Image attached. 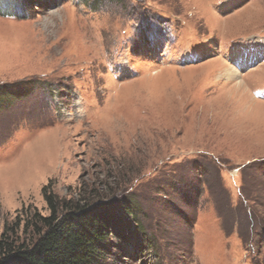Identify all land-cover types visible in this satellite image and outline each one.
I'll list each match as a JSON object with an SVG mask.
<instances>
[{"label": "rangeland", "instance_id": "obj_1", "mask_svg": "<svg viewBox=\"0 0 264 264\" xmlns=\"http://www.w3.org/2000/svg\"><path fill=\"white\" fill-rule=\"evenodd\" d=\"M12 1L0 87L60 94L0 115V233L49 186L136 201L101 264H264V0Z\"/></svg>", "mask_w": 264, "mask_h": 264}, {"label": "trees", "instance_id": "obj_2", "mask_svg": "<svg viewBox=\"0 0 264 264\" xmlns=\"http://www.w3.org/2000/svg\"><path fill=\"white\" fill-rule=\"evenodd\" d=\"M12 2L7 0V5ZM39 89L48 91V106L60 94L36 82L0 87V115L29 101ZM48 190L49 186L44 188L49 216L25 210L5 225L0 233V264H101L112 237L126 243L139 234V206L134 200L74 202ZM148 244L155 250L152 239Z\"/></svg>", "mask_w": 264, "mask_h": 264}, {"label": "bare ground", "instance_id": "obj_3", "mask_svg": "<svg viewBox=\"0 0 264 264\" xmlns=\"http://www.w3.org/2000/svg\"><path fill=\"white\" fill-rule=\"evenodd\" d=\"M243 62H244V61H243ZM244 64H245V62H244ZM244 64H243V63H238V65H240V67H242ZM240 67H239V68H240ZM234 68H235L236 72H233V71H232ZM225 73H228V77H229L230 79H233V78H235V77L237 76V74L239 75V69L233 66L232 69L227 70ZM239 85H240V86H238V87L236 86V89L242 90V88H243V87H242V84H239ZM239 90L237 91L238 93H240Z\"/></svg>", "mask_w": 264, "mask_h": 264}]
</instances>
